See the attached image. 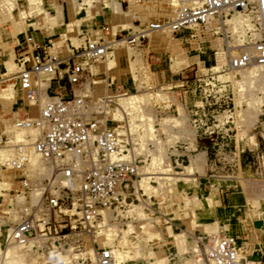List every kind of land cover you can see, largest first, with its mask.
Instances as JSON below:
<instances>
[{"label": "crops", "instance_id": "0c3cea01", "mask_svg": "<svg viewBox=\"0 0 264 264\" xmlns=\"http://www.w3.org/2000/svg\"><path fill=\"white\" fill-rule=\"evenodd\" d=\"M164 13L166 10L159 0H0V98H14L11 106L14 121L23 117L25 111L30 114L37 112L36 105L25 98L16 80L18 66L15 58L22 50L25 36L31 35L41 53L69 59L74 48L85 44L87 40L111 43L112 38L118 34L144 27L149 21L163 20ZM155 31L160 30L147 32L144 41L133 47L135 51L132 50L129 56L116 58L117 66L126 69L128 62L134 61L139 67L144 61V66L152 72L153 81L158 85H168L169 99L158 105L157 115L173 116L178 121L170 124L174 143L167 147L168 154L176 164L187 163L183 168L186 172L192 171L199 200L187 215L167 214L171 219L168 224L157 227L154 245L143 251L144 255L138 259L137 264H197L194 256V247H198L195 236L210 231L233 235L240 255L252 260L254 264H264V202L249 199V196L264 193V101L256 106L261 120L256 123L255 130L227 136L223 133H216L215 136L204 134L202 125L205 122L201 121V115L205 104L196 91L195 73L201 66L198 62L208 60V49L214 47L213 44L223 46L222 36H219L221 42H214L207 36H201V40L200 37L194 38L198 40L194 42L196 48L203 46L204 50L190 54L187 53L193 43L190 29L176 31L179 45L185 46L186 51L178 56L173 53L170 58L167 51L161 49L163 43L154 38ZM160 39L167 38L162 36ZM187 43L189 47L185 45ZM115 46L108 51L109 59L105 58L101 64L82 63L84 69L92 73L102 66L106 71ZM190 63L195 64L188 68ZM220 75L230 77L229 73ZM11 78H14L12 82H5ZM137 84L130 71L126 70L116 86L131 92L137 89ZM47 86L48 80L44 77L39 86L43 98L47 97ZM1 106L0 101V124L3 129L7 117ZM112 111L115 118V112ZM120 111L123 113L122 119L129 122L125 111ZM192 119L197 121L191 123ZM12 126L15 127V123ZM114 127L118 129V126ZM11 128L5 127V130ZM129 128L126 125L124 130L130 141ZM128 152L132 153L131 147H128ZM139 155L133 161L140 160ZM222 170L226 174H220ZM150 173L145 171L144 174ZM0 175L6 178L13 176L5 169L0 170ZM135 180L131 182L127 193V197L130 195L132 200L136 197L135 190L138 194L140 190L143 191L138 182L141 179ZM241 180L247 181L248 192L243 190ZM255 181L257 186L250 190ZM125 250L118 248L120 257ZM16 251L14 245L1 250L0 264ZM114 264H123V258L114 261Z\"/></svg>", "mask_w": 264, "mask_h": 264}, {"label": "built area", "instance_id": "2783aa9c", "mask_svg": "<svg viewBox=\"0 0 264 264\" xmlns=\"http://www.w3.org/2000/svg\"><path fill=\"white\" fill-rule=\"evenodd\" d=\"M174 3L168 20L149 21L144 27L118 34L111 43L87 40L74 48L69 59L41 53L31 35L25 36L22 50L15 58L16 80L25 98L36 105L37 113L32 116L25 111L14 123L37 130L30 142H9L13 131H0V152H6V156L0 157V170H9L13 175H0V204L3 196L6 199V208L0 205V227L7 225L6 242L24 245L34 238L46 242L50 237V244L62 246L66 241L61 238L65 233H59L60 225L69 223L72 233L86 231L101 210L122 205L138 175L137 160L121 156L127 152L128 142L122 143L114 126L107 124L101 108L89 105L84 93L88 77L82 61L105 57L114 45L138 46L150 30L167 27L176 32L201 26L224 33L227 65L237 68L264 63V0ZM237 14L246 21L242 32H235L236 37L217 28L226 17ZM237 37L240 43L234 39ZM44 77L48 80L45 98L39 87ZM103 98L102 102L108 99L106 95ZM204 125V134L212 136L214 129ZM33 155L42 162L41 166L32 165ZM195 242L201 264H254L238 253L231 234L204 232L195 236ZM96 252L95 264H112L108 248Z\"/></svg>", "mask_w": 264, "mask_h": 264}, {"label": "rangeland", "instance_id": "374dc122", "mask_svg": "<svg viewBox=\"0 0 264 264\" xmlns=\"http://www.w3.org/2000/svg\"><path fill=\"white\" fill-rule=\"evenodd\" d=\"M159 2L166 10L163 20H168L175 6L174 0H159ZM245 21L240 14H237L226 20L222 25H219L218 21H213V24L219 25L220 30L231 33L236 37L235 32H242V24ZM184 29H190L192 34L190 38L193 39L191 40L193 42L191 44L192 48L187 53L193 54L204 50L203 46L197 49L194 43L198 41L194 38L200 37L201 40V36L203 38L207 36L214 42H221L219 36H222L224 43V33L221 31L212 32L201 26ZM170 32V29L165 27L160 31H155L154 38L163 43L161 49L167 51L166 54L171 58L173 53L178 56L186 50L185 46L180 47L178 34L171 32L173 33L171 35ZM162 36L167 39H160ZM234 39L238 43L241 41L240 37ZM185 45L189 47L190 44ZM213 46L208 49V60L205 62L199 61L198 65L201 66L195 73V77H197L195 80L196 91L205 104L201 121L210 125L208 129H214L211 133L212 136H215L216 133L218 135L223 133L225 136L232 133L246 134L250 130H255L257 128L256 123L261 120L256 106L264 101V65L258 67L252 65L243 69L231 68L226 62L224 46L220 47L218 43L217 45L213 44ZM132 50L135 51L132 46L118 44L114 47L113 56L110 57L112 59L108 63L109 67L106 71L102 69V66L92 71V73L86 71L88 82H85L84 93L88 96L91 107L98 106L102 110L107 108L104 113L107 124L118 126V129L115 130L120 134L121 140L128 142L126 147H131L132 153L127 151L124 158L134 160L136 155L140 154L138 157L140 160L136 162L138 172L136 178L141 179L138 182L139 186L143 187V191L140 190V194H138L135 190L136 197L134 200L129 197L130 195L127 197L126 194L121 206L101 210L97 220L92 222L86 231L72 233V229L68 228L69 223L64 226L60 225L59 233H65V237L61 238L66 241L62 246H57L56 243L50 244V237L46 242L43 241V238H34V240L31 239L24 245L13 242L8 243L5 240L7 225L1 226L0 262L2 259L1 250L8 245H14L17 250L7 259H4L3 264H95L96 251L101 248L111 249L115 262L119 258H123V264H137L138 259L144 255L143 251L154 245L153 240L155 239L157 227L168 224V220L171 219L167 215L168 213L184 216L198 204L199 195L195 191V178L192 171L186 172L183 166L187 163L176 164L168 154L167 147L174 143V135L170 129V124L178 121L173 116L158 117L157 115L158 105L169 99L168 85H158L154 82L152 72L144 66V61L143 64L140 63L139 67L135 65L134 61H129L126 69L117 66L116 58L129 56ZM108 53L110 54V52H107L105 57L84 60L82 63L84 65L95 62L101 64L105 58L109 59ZM192 64L190 63L187 67L190 68ZM216 65L218 67L214 69L213 67ZM135 69L137 70L134 72ZM126 70L130 71L134 82L138 83L136 85L137 89L131 92L123 91L116 86L121 74ZM189 70L192 72V69ZM225 73H229L230 77L226 78L220 75ZM191 74L194 76V73ZM13 80L14 78H11L5 80V82H12ZM1 84H4V82ZM120 93L124 94L121 95ZM133 93L134 96H132ZM104 95L110 99L105 101L107 103L101 101V99H104ZM0 101L4 116L7 117L4 120L5 127L11 128V124L15 120L13 119L14 114L11 112V106L15 100L14 98L9 100L0 98ZM120 109L125 111L129 122L122 119L123 113ZM112 110L115 112V118H113ZM36 113L31 112V115L36 116ZM118 117L121 118L117 119ZM190 122L195 123L192 120ZM126 125L128 128L130 127L128 134L130 141L124 130ZM202 126L205 127V125ZM5 127L2 129V124H0V130L6 131ZM10 130L13 131L14 137L9 142L24 139L30 142L35 138L37 129L34 127L18 129L12 126ZM24 136H27V138ZM1 154L3 155L1 156ZM4 156H6V152L1 151L0 157L3 158ZM40 163L42 164L37 156L33 155L32 165L41 166ZM145 171H150L151 175H145ZM210 172H213V170H210ZM222 173L226 174L225 170L220 172V174ZM135 181L134 185H136ZM240 183L243 185V190L248 192L249 185L247 181L241 180ZM257 184L255 181L250 190L255 188ZM249 199L264 202V193L249 196ZM5 202L6 199L3 196L0 204L3 209L6 208ZM133 204H136V206ZM64 211L72 212L66 209ZM63 222L67 221L63 220ZM118 248L126 249L121 257L118 254ZM194 249L196 262L201 264L198 255H196V246Z\"/></svg>", "mask_w": 264, "mask_h": 264}, {"label": "bare ground", "instance_id": "6f19581e", "mask_svg": "<svg viewBox=\"0 0 264 264\" xmlns=\"http://www.w3.org/2000/svg\"><path fill=\"white\" fill-rule=\"evenodd\" d=\"M234 15H232L230 18H228V17H226L225 19H224V23H225V21L226 20H229V19H231L232 17H233ZM245 19V18H244ZM246 20V19H245ZM220 25H222V24H220ZM219 27V26H218ZM217 27V28H218ZM165 28V27H164ZM163 28V29H164ZM155 30H157V29H155ZM159 30V29H158ZM162 30V29H161ZM120 45V44H119ZM264 63H262V64H257V63H252V64H250V65H248V66H245V67H232L231 65H229L231 68H236V69H243V68H247V67H249V66H252V65H263ZM108 100H110V99H108ZM105 101H107V99L106 100H104V102L103 103H107V102H105ZM101 111H103L104 113H105V111L107 110V108H105L104 110H102V109H100ZM104 117H105V114L103 115ZM15 127L16 128H22L21 126H17V125H15ZM25 129H28V127H24ZM31 137V136H30ZM28 139H30L29 137H28ZM122 143H123V140H122ZM127 151H128V147H127ZM127 153H124L123 152V154L121 155L122 157H124V155H126ZM109 251H110V249H109ZM110 253L112 254V264H113V261H114V257H113V253L110 251Z\"/></svg>", "mask_w": 264, "mask_h": 264}]
</instances>
